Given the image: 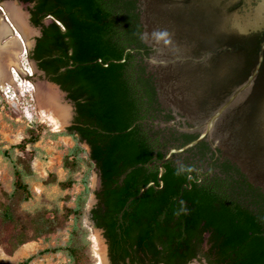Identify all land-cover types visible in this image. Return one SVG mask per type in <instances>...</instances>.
I'll use <instances>...</instances> for the list:
<instances>
[{
	"label": "trees",
	"instance_id": "obj_1",
	"mask_svg": "<svg viewBox=\"0 0 264 264\" xmlns=\"http://www.w3.org/2000/svg\"><path fill=\"white\" fill-rule=\"evenodd\" d=\"M18 1L31 5L30 22L42 32L31 57L73 104L66 131L89 147L98 171L101 185L90 219L103 231L110 264H264V189L251 186L230 165L215 172L213 163L211 171H201L184 154L160 167L172 148L180 150L199 136L174 147L168 133L155 130L162 105L147 64L153 50L142 37L139 0ZM39 140L32 134L16 147ZM201 143L186 153L207 142ZM85 151L80 145L72 149L65 168L77 171ZM1 155L11 158L7 151ZM12 163L13 189L0 199V255L50 239L73 218L66 245L17 264L58 253L68 257L67 264H95L83 223L89 177L76 207L42 208L26 223L17 207L33 198L27 178L34 171L26 158ZM74 184L68 179L59 186Z\"/></svg>",
	"mask_w": 264,
	"mask_h": 264
},
{
	"label": "water",
	"instance_id": "obj_2",
	"mask_svg": "<svg viewBox=\"0 0 264 264\" xmlns=\"http://www.w3.org/2000/svg\"><path fill=\"white\" fill-rule=\"evenodd\" d=\"M6 2L21 9L29 5ZM139 7L142 37L153 50L147 64L157 78L159 102L193 126L183 131L199 134L182 149L170 150L160 167L173 153L206 141L264 189V0H139ZM25 13L34 32L28 39L19 33L30 50L42 32L31 24L29 10ZM2 18L15 37L12 17L3 13ZM32 66L35 84L53 86L71 105V126L74 106L67 94L36 62Z\"/></svg>",
	"mask_w": 264,
	"mask_h": 264
},
{
	"label": "rangeland",
	"instance_id": "obj_3",
	"mask_svg": "<svg viewBox=\"0 0 264 264\" xmlns=\"http://www.w3.org/2000/svg\"><path fill=\"white\" fill-rule=\"evenodd\" d=\"M15 1L17 3L18 0ZM1 4L3 5V3ZM30 7L31 5L23 6L22 9L26 12ZM2 17L0 14V22L3 21ZM6 40L4 39L2 42L5 44ZM22 56L23 53L18 58L19 62L17 61L19 68H22ZM23 62L31 69L33 68L30 58H25ZM36 81L30 77L21 76L17 82H7L4 88L0 86V199H2L3 192H12L14 182L12 162L19 158L30 160L34 171V176L27 178L33 198L17 207V214L26 223L31 215L42 208L57 207L63 210L65 207H76L78 196L85 190L84 179L89 177L90 196L83 223L89 230L95 264H99L95 237L97 233H100L103 238L104 236L103 232L97 229L90 219L91 211L97 203L96 192L101 185L98 171L89 159L90 149L86 144H80L75 137L68 135L66 131L68 127L60 131L55 130L50 121L40 115L35 96ZM32 134L39 135L38 143L27 145L24 148L16 147L21 145L25 139H29ZM77 145L86 151L81 154L79 169L71 172L65 168L64 158ZM4 151L9 152L11 158L1 155ZM68 179H73L75 184L69 189H62L59 183ZM73 224L72 218L62 231L52 235L50 239L29 242L12 255L1 253L0 264H17L47 248L66 245ZM68 262L69 259L64 253H58L39 256L31 264H67ZM192 264L201 263L194 262Z\"/></svg>",
	"mask_w": 264,
	"mask_h": 264
},
{
	"label": "bare ground",
	"instance_id": "obj_4",
	"mask_svg": "<svg viewBox=\"0 0 264 264\" xmlns=\"http://www.w3.org/2000/svg\"><path fill=\"white\" fill-rule=\"evenodd\" d=\"M3 9L4 12L6 10L5 14L6 16H8L9 20L11 19L10 17H12L13 20H10V22L14 23L15 29L18 32L21 31V33H23L27 37V39L30 38L32 32L34 31L29 29V27L27 26L26 13L21 8H18L14 4L7 2L5 3V5H3ZM4 27L6 28V25ZM4 27L0 25V41H2L5 29ZM16 36L14 39H11L7 43L6 47H4L5 51L3 49L4 52H2V48L0 46V86L3 88L6 86L7 82L14 83L17 82L20 78V75L18 74L10 75V73L8 72V68L13 65L16 66L14 68L18 71V73L21 70L24 71V69H22L21 67L19 68V64L17 63V61L19 62L18 58L20 54L23 53L24 55V47L26 50H28V48L30 47V42L22 38V44L18 35ZM26 72L28 73V75L34 74V70L31 71V69ZM35 96L37 97L40 115L49 120L50 123L54 126L55 130L60 131L69 126L73 115L72 107L67 102L65 103L61 94L53 86L43 82L38 83ZM95 242L96 255L99 259V264H108L107 245L100 233H97Z\"/></svg>",
	"mask_w": 264,
	"mask_h": 264
},
{
	"label": "flooded vegetation",
	"instance_id": "obj_5",
	"mask_svg": "<svg viewBox=\"0 0 264 264\" xmlns=\"http://www.w3.org/2000/svg\"><path fill=\"white\" fill-rule=\"evenodd\" d=\"M1 3H3V2H0V5H1ZM5 12H6V10H5ZM0 14H2V16H3V12L1 10H0ZM4 22L3 21L0 22V25L2 27H4L6 25V28L4 27L5 29H4L2 41L4 39H7V40H6L5 44L2 41H0V46L2 48V52L5 51L4 47H6L7 43L11 39L15 38L14 34L12 33V30H11L10 26L7 24V21H4ZM34 47L29 50L30 51L29 52V58H30V60L36 62L31 57L32 56L31 52L34 49ZM22 48H23V45H22ZM3 49H4V51H3ZM36 64L38 66L37 62H36ZM13 67H16V66L12 65L10 68H8V72L10 73V75H12V73L10 72L11 70H9V69H12ZM157 116H158V118H157V120H156V122L154 124L155 130H162V131H165V133H168L169 136H171L172 139H174V141L171 144L174 147H177V146L181 145L188 137H198L199 136V134H196V133H188V132L183 131V129L185 127L192 128L193 126L185 119V117L183 115H181L180 113H175L172 109H165V108L162 107L161 110L158 112ZM199 144H202V143H199ZM199 144H197L196 146H198ZM185 146H183V147H185ZM173 149H175V148H172L171 150H173ZM175 150H179V149H175ZM186 152H187V150L184 151V152H180V153H173L172 155H174V154H176V155L184 154L182 156H184V157L187 156V157H189V159L191 161H194L195 163H198L199 166H202L201 171H204V172L211 171V169H212L211 167H212L213 163L217 164V167H215V168L213 167L215 172H220V170H222L223 166H228V165H230L236 171H238V170L241 171V169L236 164H234L231 160H229L227 157H225L223 155L221 150H219L218 148L214 149L212 147V145L210 143H208V142L206 143V145H204V146H202L200 148H196L191 153H186ZM241 173H242V171H241ZM247 180H248V183L251 186H253L254 188H261L259 186H256V185L252 184L249 181L248 178H247Z\"/></svg>",
	"mask_w": 264,
	"mask_h": 264
},
{
	"label": "built area",
	"instance_id": "obj_6",
	"mask_svg": "<svg viewBox=\"0 0 264 264\" xmlns=\"http://www.w3.org/2000/svg\"><path fill=\"white\" fill-rule=\"evenodd\" d=\"M0 10L5 14V12H4V9H3V5L1 4L0 5ZM9 23H10V25H12L11 24V22L9 21ZM12 28L14 29V31H16V35H18V37L20 38V41H22V44H23V40H22V36L20 35V33L15 29V27L12 25ZM27 59V58H29V53H28V50H26L25 49V47H24V55L21 57V64H22V69H24V71L23 70H21L19 73H18V71L13 67L12 69H11V73H12V75L13 74H18V75H20V78H21V76H26V77H30L31 78V76H33V74L31 75H28V73L26 72V71H28L29 69H31V67H28L24 62H23V60L24 59ZM33 70V68L31 69V71ZM33 86V85H32ZM34 87V86H33ZM8 88H10L9 86H8ZM33 89V88H32ZM34 98V97H33Z\"/></svg>",
	"mask_w": 264,
	"mask_h": 264
}]
</instances>
